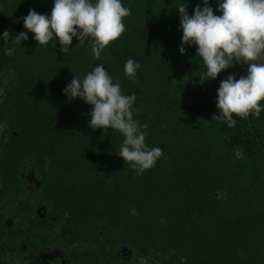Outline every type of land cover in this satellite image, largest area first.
<instances>
[{
	"label": "trees",
	"instance_id": "obj_1",
	"mask_svg": "<svg viewBox=\"0 0 264 264\" xmlns=\"http://www.w3.org/2000/svg\"><path fill=\"white\" fill-rule=\"evenodd\" d=\"M122 4L131 9L125 31L99 60L88 38L74 37L66 53L30 32L12 56L0 46V253L57 248L59 264H79V252L82 264H129L126 248L161 264H264V111L234 115V127L216 118L219 85L200 82L195 45L179 52L176 8L191 15L201 0ZM209 6L221 14L217 0ZM52 8V0H0V33L27 32L17 18ZM128 59L140 64L134 82ZM100 63L135 94L146 144L163 150L141 175L118 155L123 136L89 127L92 106L62 94ZM80 243L98 244L99 257Z\"/></svg>",
	"mask_w": 264,
	"mask_h": 264
},
{
	"label": "clouds",
	"instance_id": "obj_2",
	"mask_svg": "<svg viewBox=\"0 0 264 264\" xmlns=\"http://www.w3.org/2000/svg\"><path fill=\"white\" fill-rule=\"evenodd\" d=\"M191 15L185 6L176 8L182 30L179 52L184 54L189 47L196 46V56L202 59L206 72L200 82L216 79L218 74L235 64H246V75L236 79L234 75L222 80L217 89L216 107L218 120L234 127L239 116L259 118L264 111V0H217V12L209 6V0H201ZM50 14H40L29 9L22 21L27 32L13 36L9 29L0 33L5 55L15 54L14 43L28 40V32L40 46L49 42L59 43L60 51H69L75 37L80 43L91 40V52L96 60L101 52L117 40L125 31L123 18L131 15V9L122 0H52ZM11 40V44H9ZM140 64L128 59L124 64L127 78L135 81ZM206 77V78H205ZM69 100L79 98L91 105L89 127L92 129L115 130L123 136L118 155L137 175L155 166L163 155L159 147L146 144L147 125L134 119V93L125 95L119 81L113 82L103 63L88 71L83 79L76 76L62 89ZM137 215L135 208L130 209Z\"/></svg>",
	"mask_w": 264,
	"mask_h": 264
},
{
	"label": "rangeland",
	"instance_id": "obj_3",
	"mask_svg": "<svg viewBox=\"0 0 264 264\" xmlns=\"http://www.w3.org/2000/svg\"><path fill=\"white\" fill-rule=\"evenodd\" d=\"M247 73V65L246 64H235L230 67L227 70L222 71L220 74H218L217 78L214 80L218 85L220 82L227 78L229 75H234L236 79H239L240 76L246 75ZM2 124L0 123V136L2 132ZM91 244V245H90ZM80 243L78 246H75V248H79V251L82 250V248L91 247V251L95 250V258L99 257L100 250L98 244L93 243ZM122 254H125L127 258L130 260L129 264H161L158 259L155 258L154 255L149 256H138L130 252V250H127L126 248H123L121 250ZM87 258L89 256V253H87ZM77 261L79 264H82L83 258L80 256ZM84 256V255H83ZM59 261H63L60 251L57 248L51 249L48 252H42L41 255L39 254H33L31 252H28L27 255L23 256L22 258L16 257L14 254H10L9 252L0 253V264H59ZM87 264H92L87 259Z\"/></svg>",
	"mask_w": 264,
	"mask_h": 264
},
{
	"label": "crops",
	"instance_id": "obj_4",
	"mask_svg": "<svg viewBox=\"0 0 264 264\" xmlns=\"http://www.w3.org/2000/svg\"><path fill=\"white\" fill-rule=\"evenodd\" d=\"M257 62H264V61H257Z\"/></svg>",
	"mask_w": 264,
	"mask_h": 264
}]
</instances>
